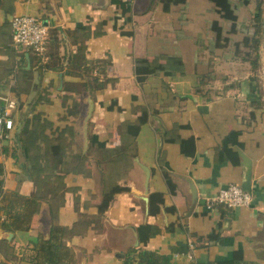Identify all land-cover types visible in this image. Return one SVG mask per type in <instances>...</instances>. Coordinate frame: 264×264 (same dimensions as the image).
<instances>
[{
  "label": "crops",
  "instance_id": "0c3cea01",
  "mask_svg": "<svg viewBox=\"0 0 264 264\" xmlns=\"http://www.w3.org/2000/svg\"><path fill=\"white\" fill-rule=\"evenodd\" d=\"M119 1L131 11L117 0H0V94L18 102L13 136L0 141V264H123L131 249L167 264L237 252L240 264H264V22L259 66L241 53L264 0H186L169 11ZM19 14L50 27L43 55L13 44ZM139 58L169 72L139 82ZM231 131L239 164L218 158ZM183 140H193L188 153ZM248 170L250 206L207 207Z\"/></svg>",
  "mask_w": 264,
  "mask_h": 264
},
{
  "label": "trees",
  "instance_id": "16d2710c",
  "mask_svg": "<svg viewBox=\"0 0 264 264\" xmlns=\"http://www.w3.org/2000/svg\"><path fill=\"white\" fill-rule=\"evenodd\" d=\"M158 2H161L163 4V8L165 11H169L172 5L174 4H182L186 0H157ZM221 1V0H220ZM223 0L222 2H224ZM117 3L120 5L122 8V13L123 15L127 14L128 12L131 11L130 4L125 3L123 1L117 0ZM221 3V2H219ZM129 18V17H127ZM256 23V30L255 33L252 37L245 36L241 44L243 46H248L249 49H253L255 51V56L254 58L251 57L252 53L249 52H241L240 51V43L237 44V52L244 53L246 56L251 57L252 61L251 63L253 64L254 68H257L259 66V46L261 43V38H262V24H263V17H262V10H259L257 13L255 19ZM214 29L216 31V37L217 40L220 41L222 39V28L218 26L217 23L214 24ZM84 60L82 57L80 58H73L71 61V66L75 68H83L84 72H86L87 75L90 73V69L86 67V64L84 63ZM84 66V67H83ZM166 71V67L161 63L160 59H155L153 61H150L149 59L146 58H139L136 60L135 64V72L137 75V79L139 82H142L146 79L147 76L153 75L158 73L159 71ZM169 72V71H166ZM92 82V83H91ZM91 84H94L95 81H91ZM104 84V83H103ZM101 84V85H103ZM239 133L238 131H231L226 138L223 140V145L222 148L219 151L218 158L219 160H230L235 164H239L240 162V156L234 147H241L242 143L239 141ZM193 140L189 141H182L181 145L183 147V151L187 152L186 145L188 143H191ZM3 150L6 149V146H1ZM0 200L6 202L7 200V193L4 192L2 188V179H0ZM14 202V199H12ZM12 202V203H13ZM6 209V207H4ZM1 209V208H0ZM153 233L152 227L150 225H141L139 227V238L143 241L146 242L150 236V234ZM136 250L131 249L128 253L125 255V260L123 264H167V259L165 257L149 252L146 250H142L138 253V255H135ZM242 260V254L241 252L235 253V256L231 260L227 261H222L219 262V264H240V261Z\"/></svg>",
  "mask_w": 264,
  "mask_h": 264
},
{
  "label": "built area",
  "instance_id": "2783aa9c",
  "mask_svg": "<svg viewBox=\"0 0 264 264\" xmlns=\"http://www.w3.org/2000/svg\"><path fill=\"white\" fill-rule=\"evenodd\" d=\"M50 27L38 15L19 14L12 19L13 44L43 55L48 47ZM18 102L15 98L0 94V141L11 139L15 129V110ZM252 193L244 190L240 184L231 183L221 187L207 200V207L217 205L226 207H247L252 204Z\"/></svg>",
  "mask_w": 264,
  "mask_h": 264
},
{
  "label": "water",
  "instance_id": "95a60500",
  "mask_svg": "<svg viewBox=\"0 0 264 264\" xmlns=\"http://www.w3.org/2000/svg\"><path fill=\"white\" fill-rule=\"evenodd\" d=\"M15 131V129H14ZM14 133V132H13ZM8 141V140H6ZM250 179H251V172L250 170L247 171V176H246V181H244V183L241 185L242 188L248 192L251 193V182H250Z\"/></svg>",
  "mask_w": 264,
  "mask_h": 264
},
{
  "label": "rangeland",
  "instance_id": "374dc122",
  "mask_svg": "<svg viewBox=\"0 0 264 264\" xmlns=\"http://www.w3.org/2000/svg\"><path fill=\"white\" fill-rule=\"evenodd\" d=\"M262 17H263V22H264V13H262ZM263 25V24H262ZM261 42H262V38H261ZM261 47V43H260V46H259V49ZM250 53H252L251 57L254 58L255 56V51L253 49H249ZM260 53V52H259ZM12 138V137H11Z\"/></svg>",
  "mask_w": 264,
  "mask_h": 264
}]
</instances>
